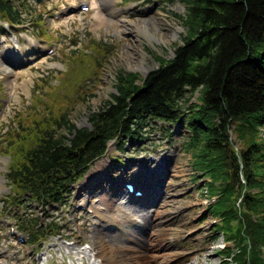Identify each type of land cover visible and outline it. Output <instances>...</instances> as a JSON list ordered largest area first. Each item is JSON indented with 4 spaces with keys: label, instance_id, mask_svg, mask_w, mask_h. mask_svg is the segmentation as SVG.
<instances>
[{
    "label": "rangeland",
    "instance_id": "obj_1",
    "mask_svg": "<svg viewBox=\"0 0 264 264\" xmlns=\"http://www.w3.org/2000/svg\"><path fill=\"white\" fill-rule=\"evenodd\" d=\"M26 2L20 6L22 24L10 26L0 20V264H84V253L70 256L65 249L58 251L57 243H77L89 252L86 264L98 263L96 251H90L98 241L97 233L109 235L112 243L132 245L113 229L115 225L100 222L92 209L100 205L101 191L108 189L118 203L125 201L136 213L138 222L127 221L126 226L138 240L144 243L153 231L154 245L149 250L153 264L180 263L203 246H208L201 251L206 264H223L220 249L226 239L215 232L220 218L209 207L218 197L203 190L209 178L195 170L192 153L185 149L184 124L155 121L158 127L141 142L131 141L124 149L111 143L92 166L104 161L103 173L88 178L91 168L74 187L73 197L61 206L41 204L28 196L12 197L7 176L12 163L10 140L51 109L67 111L77 127L89 126L90 112L117 92L119 70L137 72L142 79L159 65L156 55L174 56L185 34L187 8L183 0ZM82 4L89 9H82ZM134 60L150 68L147 72L134 68ZM195 100L196 95L191 104ZM163 126L173 130V137ZM156 166L167 171L161 179L149 180L158 195L144 192L146 197L128 200L126 184L132 182L140 189L133 182L136 173ZM20 217L37 218L49 231L48 223H59L61 232L50 235L43 246L32 244L30 233L21 229ZM210 257L214 262L208 261ZM109 259L125 263L119 253L113 252Z\"/></svg>",
    "mask_w": 264,
    "mask_h": 264
},
{
    "label": "trees",
    "instance_id": "obj_2",
    "mask_svg": "<svg viewBox=\"0 0 264 264\" xmlns=\"http://www.w3.org/2000/svg\"><path fill=\"white\" fill-rule=\"evenodd\" d=\"M26 1L0 0V20L22 24ZM183 1L185 34L174 56L156 55L159 65L142 79L119 70L117 92L90 112L89 126L51 109L10 140L12 197L61 206L111 141L124 149L155 131V121L184 124L185 149L209 178L203 190L218 197L209 207L227 242L223 264H264V0ZM20 218L32 244L61 232L59 223L49 231Z\"/></svg>",
    "mask_w": 264,
    "mask_h": 264
},
{
    "label": "bare ground",
    "instance_id": "obj_3",
    "mask_svg": "<svg viewBox=\"0 0 264 264\" xmlns=\"http://www.w3.org/2000/svg\"><path fill=\"white\" fill-rule=\"evenodd\" d=\"M137 24L140 26V23ZM162 38L169 40V37H166L165 34L162 35ZM133 64L134 66H131H133L134 68H140L145 72H147L150 68L149 66H145L143 63L137 60H134ZM105 165L106 163L104 161L99 160L97 164L91 169L88 178L95 179L97 175L103 173ZM166 174L167 171L164 168L160 169V166H156L154 169H146L145 172H137L133 182H135L137 186L143 189L147 194H153L154 196H157L159 191L149 187V180L161 179ZM110 190L111 189H108L107 192H105L104 190L101 191L99 195L100 205L90 207H92L94 213L98 215V220L100 222L108 225H115L116 227H113V229H115L122 235L127 236V239L132 242V245L122 242L112 243L109 235L104 236L100 233H97L98 241L92 244V248L90 251H96L98 258H100V262H93L92 264H121L117 260L109 259V255L113 254V252L120 254L123 262H125L124 264H153V259H150L149 256L150 247L154 245V240L152 239L153 231L143 239L144 243L138 240L136 235H134L132 231L126 226L127 221L135 223L138 222L135 219L136 213L127 205L125 201H120L118 203L115 200L117 198L114 197L115 193ZM125 197L128 200H132L133 195L127 193ZM115 210L118 213H116ZM56 246L58 247V251H61L62 249L67 250V253L70 256H72L73 254L84 253L82 260L84 264L87 263L86 256L89 252L82 251L78 247L77 243H74L71 246H63L61 243H57ZM207 248L208 246L198 247V252L194 256H188L187 260L181 261L177 264H206V261L201 258V251L206 250ZM49 251H51V248L49 249ZM216 253V251L212 252V254ZM208 261L214 262V259L210 257L208 258ZM163 264H167V261H165Z\"/></svg>",
    "mask_w": 264,
    "mask_h": 264
}]
</instances>
